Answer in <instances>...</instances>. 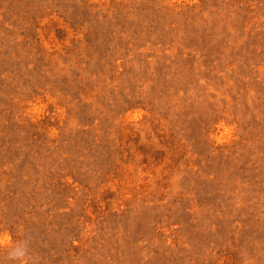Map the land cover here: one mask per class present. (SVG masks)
<instances>
[{
  "label": "rangeland",
  "instance_id": "1",
  "mask_svg": "<svg viewBox=\"0 0 264 264\" xmlns=\"http://www.w3.org/2000/svg\"><path fill=\"white\" fill-rule=\"evenodd\" d=\"M0 264H264V0H0Z\"/></svg>",
  "mask_w": 264,
  "mask_h": 264
}]
</instances>
